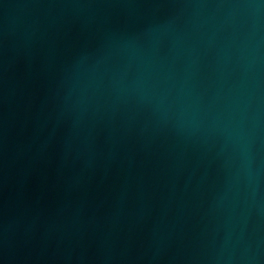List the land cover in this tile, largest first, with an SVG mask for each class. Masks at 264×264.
Here are the masks:
<instances>
[{"label": "water", "instance_id": "95a60500", "mask_svg": "<svg viewBox=\"0 0 264 264\" xmlns=\"http://www.w3.org/2000/svg\"><path fill=\"white\" fill-rule=\"evenodd\" d=\"M0 264H264V0H0Z\"/></svg>", "mask_w": 264, "mask_h": 264}]
</instances>
